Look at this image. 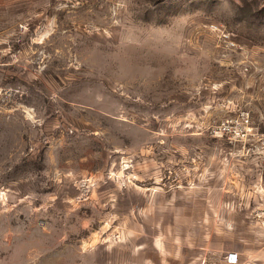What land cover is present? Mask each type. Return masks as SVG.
Here are the masks:
<instances>
[{
  "label": "rangeland",
  "instance_id": "rangeland-1",
  "mask_svg": "<svg viewBox=\"0 0 264 264\" xmlns=\"http://www.w3.org/2000/svg\"><path fill=\"white\" fill-rule=\"evenodd\" d=\"M233 252L264 264V0H0V264Z\"/></svg>",
  "mask_w": 264,
  "mask_h": 264
},
{
  "label": "built area",
  "instance_id": "built-area-1",
  "mask_svg": "<svg viewBox=\"0 0 264 264\" xmlns=\"http://www.w3.org/2000/svg\"><path fill=\"white\" fill-rule=\"evenodd\" d=\"M212 28L214 29V31H218V33H220L219 38L226 45L227 48H229L230 50L237 48L236 42L231 38V35L229 33L221 32L220 30L217 29V27H212ZM237 125H240V129L235 132V130H233L234 127L232 126V122L226 121V122L221 123L219 130L222 133L235 132L237 137L246 136L247 128H248V116H247V114L241 118V121L238 122ZM225 261L227 264H237V262H238L237 254L236 253H229L226 256Z\"/></svg>",
  "mask_w": 264,
  "mask_h": 264
},
{
  "label": "crops",
  "instance_id": "crops-1",
  "mask_svg": "<svg viewBox=\"0 0 264 264\" xmlns=\"http://www.w3.org/2000/svg\"><path fill=\"white\" fill-rule=\"evenodd\" d=\"M233 253H235V252H233ZM236 254H237V258H238V262H237V264H239V254H238V253H236ZM254 257H255V254L253 253V254H251V255L249 256V260H253ZM240 264H241V263H240Z\"/></svg>",
  "mask_w": 264,
  "mask_h": 264
}]
</instances>
